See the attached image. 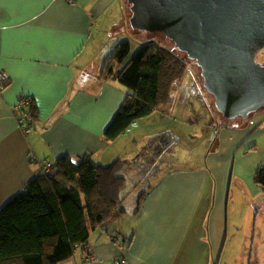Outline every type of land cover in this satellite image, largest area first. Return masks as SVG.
Here are the masks:
<instances>
[{"label": "crops", "instance_id": "1", "mask_svg": "<svg viewBox=\"0 0 264 264\" xmlns=\"http://www.w3.org/2000/svg\"><path fill=\"white\" fill-rule=\"evenodd\" d=\"M131 17L128 0H0V72L11 80L0 90V210L43 175L47 163L55 166L65 157L101 162L113 151L103 135L126 88L105 78L107 62L126 36L134 38ZM21 97L33 99L30 132L19 124ZM263 126L264 112L221 126L208 155L212 168L202 164L163 175L140 214L113 215L59 264L252 263L253 249L235 243L238 235L249 236L250 217H235L230 188L233 181L260 211L262 190L254 176L264 159L255 158L248 169L247 162L233 165L231 152L240 139L238 146L249 145L248 161L257 155ZM252 226L255 231L257 219ZM236 250H243L239 258ZM88 254L98 261L86 263Z\"/></svg>", "mask_w": 264, "mask_h": 264}, {"label": "trees", "instance_id": "2", "mask_svg": "<svg viewBox=\"0 0 264 264\" xmlns=\"http://www.w3.org/2000/svg\"><path fill=\"white\" fill-rule=\"evenodd\" d=\"M107 63L105 78L129 90L105 131L107 140L117 139L137 120L166 113L162 110L187 70L182 59L153 41L136 51L132 43L121 44ZM32 105L25 123L29 128L36 119ZM131 162L59 159L52 174L39 176L0 210V264H59L116 213L140 214L150 191L139 194L131 209L132 190L124 174L133 169ZM254 180L264 194V167L256 169Z\"/></svg>", "mask_w": 264, "mask_h": 264}, {"label": "rangeland", "instance_id": "3", "mask_svg": "<svg viewBox=\"0 0 264 264\" xmlns=\"http://www.w3.org/2000/svg\"><path fill=\"white\" fill-rule=\"evenodd\" d=\"M131 28L129 32L135 35L133 36L134 38H130L126 34L124 35L126 36L124 41L132 42L133 51H136L141 45L153 41L172 51L187 64L183 81L176 86L172 99L167 107L162 110L167 112H157L152 117L135 121L121 135V139L118 142H116L117 139L107 140L105 135H103L107 140V144L112 146L113 151H108L101 162H99L98 157L97 160H92V162L97 164L110 165L118 160L119 157L125 155L121 160L134 162H131L134 165L133 170L124 172L129 178L128 188L132 190V199L129 205L133 209L136 205V197L141 193L151 192L163 175L202 164H208L212 168L211 157L210 159L208 157L210 150L212 147H216V138L222 134L221 126L223 127L225 124L230 123L232 119L225 118L218 111L215 105V97L205 88L202 70L195 60H192L185 52L176 48L175 43L164 33ZM256 61L264 64V50L258 52ZM125 88L127 95L129 90L127 87ZM260 112H264V108L254 112V114ZM254 114L251 112L248 117ZM241 119L240 116L237 117L238 121ZM261 135L259 134L257 137L258 154L256 153L257 155L252 156L249 161L247 159L250 155L246 154L249 145L241 142L238 146L240 139L238 140L237 147L233 148L231 152L233 165L247 162L246 166L249 169L252 167L249 166L250 163L253 160L255 161V158L264 159V137H261ZM220 142L222 144V141ZM105 149L102 150V155H104ZM116 152L120 156L115 157ZM129 156L135 157L129 158ZM72 160L75 162L80 161L75 157ZM261 166L264 167V165L259 167ZM233 174L232 167V176ZM257 202H261V205L264 204V195L262 193L259 194ZM229 205L235 211V217H250V230L246 229V231H250V234L249 236L246 234L238 235L235 241L237 247L240 249L246 245L248 249H253L252 263L250 264H264V207L258 211L255 205L253 206V204L249 203L242 189L236 186L233 181L230 188ZM241 218L236 221L238 224ZM254 219H257V226L255 231H252V221ZM242 224L243 222L240 225V229H242ZM237 234H240L239 230ZM242 251L236 250L235 254L238 258L242 255ZM224 260H226L225 256Z\"/></svg>", "mask_w": 264, "mask_h": 264}, {"label": "water", "instance_id": "4", "mask_svg": "<svg viewBox=\"0 0 264 264\" xmlns=\"http://www.w3.org/2000/svg\"><path fill=\"white\" fill-rule=\"evenodd\" d=\"M134 29L164 33L195 60L227 119L264 108V0H128Z\"/></svg>", "mask_w": 264, "mask_h": 264}, {"label": "built area", "instance_id": "5", "mask_svg": "<svg viewBox=\"0 0 264 264\" xmlns=\"http://www.w3.org/2000/svg\"><path fill=\"white\" fill-rule=\"evenodd\" d=\"M11 80L7 73L0 72V90H3L10 84ZM33 99L31 97H21L16 105V110L21 112V117L18 119L20 126L23 125L28 121L29 119V107L32 103ZM26 132H30V128L26 127ZM56 165L47 163L45 165V171H43L44 175L52 174ZM98 261L97 257L91 254H88L85 258L86 263H93Z\"/></svg>", "mask_w": 264, "mask_h": 264}]
</instances>
